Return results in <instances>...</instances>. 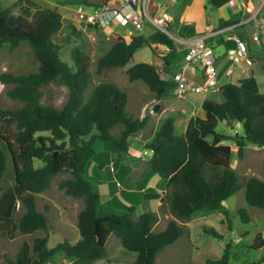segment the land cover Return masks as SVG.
<instances>
[{"label": "trees", "instance_id": "trees-1", "mask_svg": "<svg viewBox=\"0 0 264 264\" xmlns=\"http://www.w3.org/2000/svg\"><path fill=\"white\" fill-rule=\"evenodd\" d=\"M209 1L214 8H219L230 0ZM80 3L94 5L90 0ZM61 27L62 15L57 10L47 8L32 13L20 8L18 13H13L0 0V47L5 43L15 47L27 41L38 62L35 72L0 73V82L11 84L8 96L22 102L18 109L0 106V143L8 144L14 168L13 183L2 187L0 194V234L13 239L18 233L45 231V235L34 237L31 243L23 241L16 256L5 255L0 264H48L59 251L71 258L72 264H90L106 255L110 234L117 236L127 250L136 253L131 264H156L159 251L183 235L184 222L194 212L223 209L224 201L242 187L249 205L264 208V179L237 174L231 166V145L223 142L233 139L239 158L248 142L264 146V92L258 90L254 79L255 75H264V60L256 51L251 76L222 84L219 101L205 98L202 101L204 117H192L184 132L177 133L173 118L166 116L144 144L151 151L148 174L152 172L166 179V188L145 191L143 197L160 199L161 205L181 224L171 219L163 230L155 231L157 212H144L134 218L131 215L134 205L126 213L98 214L99 193L83 175L87 154L98 141L108 143L112 148L110 153H117L118 157L128 153L131 135L145 127L148 117L130 116L126 109L128 93L112 82L95 85L88 95L92 83L89 56L75 47L72 50L74 66L61 59L58 45L52 39ZM239 33L251 42L247 29ZM155 43L175 48L172 39L157 29L120 37L98 59L97 70L125 67L137 49ZM153 50L156 51V46ZM170 57V53L163 54L161 69L145 61L134 63L127 69L128 79H141L156 98L163 97L173 86L166 74L172 67ZM57 79L69 88V98L60 108L40 101L42 87ZM219 122L228 128L238 123L242 132L233 136L219 132L216 129ZM117 125L122 126L118 135L112 132ZM43 131H49L50 135L41 134ZM34 159L44 164L36 167ZM6 166L7 155L0 144V179ZM63 171H68L70 177L62 179L60 187L71 197L84 200L77 221L80 239L72 242L64 238L49 245V221L38 209L35 194L46 189L52 177ZM18 203L22 211L16 218ZM239 213L246 223L247 209L242 207ZM210 233L218 236L214 229ZM263 245L264 239L258 235L252 248ZM229 251L228 244L221 257L207 258L205 264H230ZM261 263L264 264V256L256 263L245 264Z\"/></svg>", "mask_w": 264, "mask_h": 264}, {"label": "rangeland", "instance_id": "rangeland-1", "mask_svg": "<svg viewBox=\"0 0 264 264\" xmlns=\"http://www.w3.org/2000/svg\"><path fill=\"white\" fill-rule=\"evenodd\" d=\"M114 1L109 0L108 4H114ZM170 1L152 0L151 5L154 8L163 6L172 13L173 22L171 23L170 30L176 34L181 33L180 27L184 22H190L184 23L183 26L185 31L191 26V33L204 30L209 21L217 24L221 20V17L226 14L225 9L231 8L228 4L223 8L224 11L222 9L217 10L209 0H177V3L174 5L170 4ZM1 2L4 7H9L13 13H18L20 8H27L32 13L36 10L47 8L59 11L62 15V27L52 36V39L58 45L61 59L70 66H74L72 59L73 48L79 47L89 56L92 83L91 88L88 90V95L95 85L101 82H112L128 93L126 109L130 116L142 118L147 115L148 117L145 127L133 133L130 137L128 149L130 157L124 155L119 163V166L125 165V160L129 159L128 161L132 164L134 163V167H137L134 173L126 174V176L125 171L128 169L127 166H121L114 173L111 169L113 165H110V163H112L113 157H116L118 154L114 153L113 157L110 156L112 148L106 142H96L93 145L92 151L87 154L84 168L88 169L89 180L94 184L95 190L99 193L100 213L116 212L122 214L128 211L130 205H134L131 214L134 218L144 212H157L158 219L154 225L155 231L163 230L171 219H176L181 224L176 217L170 214L166 207L160 203L157 204L159 200L145 199L143 197L144 193L138 191V189H135L133 193L121 191L118 186H114L115 174L117 177L122 175V183L125 184V182L135 178L134 174L136 172H144L148 167V160L151 155V151L146 150L144 144L152 136L160 121L166 116H171L174 120L176 132H184L192 117L204 116L202 104L197 103V100L201 97L195 96L191 101L178 99L172 95L171 90H168L163 97L156 98L141 79L132 81L128 79L127 69L139 61H145L161 69L164 53L160 47H156V51H154V44L137 49L133 54V59L125 67L98 71V59L111 48L118 38L123 37L127 32L125 27L121 26L112 25L107 29L85 26L77 18L75 10L76 5L81 0H1ZM159 3H162L160 4L162 6H159ZM89 6L93 5L90 4ZM260 17L261 21H264V9ZM152 29L153 27L146 24L144 31L145 33H149ZM73 31H79L80 34L73 33ZM261 46L264 48V44ZM171 57L173 56L171 55ZM223 67H225V64ZM37 70L38 62L29 42L22 41L15 47H11L9 43H5L0 47V73L10 72L18 75L28 74ZM169 70V74H171L174 66L169 68ZM220 70H222V67H220ZM236 76H232L234 81ZM248 76H251L250 72ZM225 81H229L228 78L221 79V82ZM255 81L258 90L264 92V75H257ZM10 87L11 84L0 82V106L2 108L18 109L22 105V102L8 96L7 90ZM42 92L43 95L40 101L44 105L60 108L69 98L68 86L58 79L43 86ZM220 96L217 95L213 99L219 101ZM153 103L159 105L158 110L155 109L156 113L154 114L150 112ZM121 128V125L115 126L112 129L113 134L118 135ZM216 129L230 136L242 132V126L238 123H234V128H228L224 122H219ZM41 134L50 135V132L43 131ZM223 142L231 145V149L233 150L231 166L237 174L241 176H256L264 179V146L248 142L243 156L239 158L237 154L238 147L235 145V141L228 138L223 140ZM0 144L7 155L6 170L3 178L0 179L1 194L2 187L13 183L14 168L10 152L2 142ZM135 156L144 158L140 162L141 164L135 162L138 159ZM33 163L36 167L44 164L40 159H34ZM102 163L107 165L106 168L101 165ZM116 166L118 167V163ZM68 177H70L68 171L56 174L52 177L50 185L46 189L35 194L37 207L46 214L50 228L52 229L49 244H56L64 240L63 235L65 233L73 235V227H75L76 220L78 221V213L84 205L82 197H71L60 187V181ZM161 179L162 177L158 174L150 172L146 176L145 182L143 181L146 190L161 189L163 185ZM107 181L111 183L109 184ZM17 207L16 218L19 217L22 211L19 203ZM242 207L247 209L248 219L246 223L241 220L239 213V209ZM184 224L185 231L183 235L174 243L166 245L159 251L156 257V264H183L184 262L205 264L207 258L221 257L225 246L228 244L230 245V264L256 263L264 256V245L258 249L252 248L258 235L264 239V208L251 206L245 201V187H242L227 198L224 201L223 209L198 210ZM60 227L61 229H56ZM211 229H214L218 233V236L210 233ZM44 233L45 231L42 229L31 234L18 233L13 239L0 234V262L5 255L14 258L23 241L31 243L34 237L37 235L42 236ZM106 250L107 253L104 256V261L96 262L95 264H131L136 257V253L127 250L114 234L110 235L106 244ZM60 253L63 255L62 251ZM53 263L56 264L57 262Z\"/></svg>", "mask_w": 264, "mask_h": 264}, {"label": "built area", "instance_id": "built-area-1", "mask_svg": "<svg viewBox=\"0 0 264 264\" xmlns=\"http://www.w3.org/2000/svg\"><path fill=\"white\" fill-rule=\"evenodd\" d=\"M152 0H119L114 4H103L89 6L78 3L75 7L76 16L85 26L107 29L108 27H125L129 37L144 33L146 24L166 34L172 39L174 47H160L164 54L170 53L171 66H174L171 74L166 73L173 82L171 93L178 99L191 100L193 95L199 96L200 100L220 96V62L221 54L218 47L222 43L218 41H232L233 45L225 47L223 56L227 58L228 66L225 70L227 77L234 73H247L254 64V53L257 47L264 44V21H261L260 14L264 9V0L256 4L250 1L229 3L235 5L245 15L234 23H227L218 27H207L204 32H197L190 35H178L170 30L173 16L167 9L154 8ZM252 24V31L249 33L251 42H247L236 32L240 26ZM231 82L232 80L229 79ZM201 101V102H202ZM155 103L151 105L150 112H155Z\"/></svg>", "mask_w": 264, "mask_h": 264}, {"label": "crops", "instance_id": "crops-1", "mask_svg": "<svg viewBox=\"0 0 264 264\" xmlns=\"http://www.w3.org/2000/svg\"><path fill=\"white\" fill-rule=\"evenodd\" d=\"M109 1V0H108ZM235 2H239L240 0H234ZM241 1H245V2H247V1H250L252 4H256L257 2H258V0H241ZM152 3V2H151ZM177 3V0H171L170 1V4H172V5H174V4H176ZM160 4H162V3H159V6H162V5H160ZM165 4V3H164ZM230 5L231 6V8L229 9V8H227V9H225V15L224 16H222L221 17V20L219 21V22H217V24H215V23H213V22H208L207 23V25L205 26V29L204 30H201V31H199L200 33L201 32H204L206 29H207V27H218V26H221V25H224V24H227V23H234V22H237V21H239V20H241L242 18H243V16L245 15V13L241 10H239L235 5H232V4H230L229 2H227L226 4H224V5H222L221 7H219V8H216L217 10H220V9H222L223 10V8L224 7H226L227 5ZM161 9H167V8H165V7H160ZM232 9V10H231ZM168 10V9H167ZM169 11V10H168ZM224 11V10H223ZM170 12V11H169ZM230 12V13H229ZM171 13V12H170ZM172 14V13H171ZM173 16V15H172ZM184 23H190V22H184ZM183 23V24H184ZM183 24L181 25V27H180V32L181 33H177L178 35H180V36H182V35H190V34H193V33H197V31L196 32H193V33H191V29H190V27L191 26H189V28H188V30H184V26H183ZM252 27H253V25L250 23L249 25H244V26H240V27H238L237 29H236V32L237 33H239L240 31H243L244 29H247L248 30V33H250L251 31H252ZM153 30V29H152ZM151 32V31H150ZM145 33V32H144ZM240 34V33H239ZM218 43H222L219 47H218V51L220 52V54H221V62H220V67H222V70H220V82H221V79L222 78H228V80L230 79V80H232V82H238L240 79H242V78H245V77H248V74H249V72L251 73V70H252V67H251V69L247 72V73H245V74H241V73H234V75H237L236 76V79H235V81L233 80V78H232V76H229V77H227L226 75H225V70H226V68H227V66H228V62H227V58L226 57H224L223 56V54H224V45H225V47H229V46H232L233 45V42L232 41H218ZM256 51H257V56H259L262 60H264V48L263 47H257L256 48ZM255 51V52H256ZM255 62V61H254ZM224 64H225V67H223L224 66ZM233 75V76H234ZM257 77V75H255V77H254V79ZM256 82V81H255ZM224 83H228L227 81H225V82H221V84H224ZM195 97V95H193L192 97H191V100L193 99ZM196 97H198V96H196ZM220 99H221V96H220ZM191 100H189V101H191ZM202 100H197V103H201L202 104V102H201ZM203 112H204V110H203ZM204 116H205V112H204ZM203 116V117H204ZM114 154V153H113ZM113 154L111 153V155L110 156H112L113 157ZM150 154V153H149ZM124 155H126V156H129L130 157V155L128 154V153H123L122 155H121V157L119 158L118 156H116V157H113V160H112V163H110V165H113V166H111V169L114 171V173L118 170V168H120L121 166H127V170L125 171V175L127 174H131V173H134L135 172V170L137 169V167L135 168L134 167V163L132 164L130 161H128L129 159H126L125 161H126V164L125 165H121V166H119V163H120V160H121V158H123V156ZM135 157H138V159H137V161H135L136 163H140V162H142L143 160H144V158H141V157H139V156H135ZM124 161V162H125ZM129 162H130V164H129ZM117 163H118V167L116 166L117 165ZM116 164V165H115ZM141 164V163H140ZM106 164L104 165V168H106ZM90 167V166H89ZM88 167V168H89ZM139 167H140V165H139ZM139 169V168H138ZM139 172V171H138ZM83 175L89 180L90 179V176H89V174H88V169H85L84 168V170H83ZM126 175V176H127ZM135 175V178H132L130 181H127V182H125V184H123L122 183V178H123V176L121 175L120 177H117L116 176V174H115V184H114V186H118L120 189H121V191H127V192H133V191H135V189H138V191H141V192H145V191H148V190H146V186H145V184L143 183V181L145 182V179H146V176L148 175V167L145 169V171L144 172H139V173H135L134 174ZM125 176V177H126ZM90 181V180H89ZM91 182V181H90ZM161 182H162V186H161V189L159 188V190H155V191H164V189L166 188L165 186H166V179H161ZM164 182V183H163ZM107 183H111V182H109V181H107ZM91 184H92V182H91ZM93 186H94V184H92ZM140 187V188H139ZM145 189V190H144ZM158 189V188H157ZM134 193V192H133ZM136 193H138V192H136ZM100 199V198H99ZM161 204V200L159 199V201L157 202V204ZM157 206H159V205H157ZM158 211V210H157ZM97 212H98V214H106V212H102V213H100V210H99V200H98V203H97ZM61 224H63V223H61ZM63 226V225H62ZM154 228V227H153ZM56 229H61V227L60 228H56ZM62 229H64V228H62ZM51 232H52V229L49 227V232H48V243H49V237H50V235H51ZM45 234V233H44ZM43 234V235H44ZM42 235V236H43ZM111 235V234H110ZM110 235L108 236V239L110 238ZM37 236H40V235H37ZM36 236V237H37ZM63 237L64 238H68V239H71V241L72 242H76V241H78L79 239H80V233H79V229H78V226H77V220H76V224H75V227H73V235L71 236V235H69V234H67V233H65L64 235H63ZM108 239H107V241H106V244H107V242H108ZM49 245H53V244H49ZM61 251H59V252H57L55 255H54V257H53V259L49 262V264H54L53 262H57L56 264H72V259L71 258H69V257H67L66 255H65V253L63 252V255L60 253ZM106 253H107V250H106ZM57 256V257H56ZM102 261H104V257H102V258H98V259H96L95 261H93L92 263H90V264H95L96 262H102Z\"/></svg>", "mask_w": 264, "mask_h": 264}, {"label": "water", "instance_id": "water-1", "mask_svg": "<svg viewBox=\"0 0 264 264\" xmlns=\"http://www.w3.org/2000/svg\"><path fill=\"white\" fill-rule=\"evenodd\" d=\"M90 3H93V4H103L104 3V0H90ZM158 108H159V105L156 104L155 105V109L158 110ZM0 141H2V140L0 139ZM3 143H5V142H3ZM5 146H6L7 150L9 151V146H8L7 143H5ZM10 156H11V154H10ZM11 159H12V156H11Z\"/></svg>", "mask_w": 264, "mask_h": 264}]
</instances>
